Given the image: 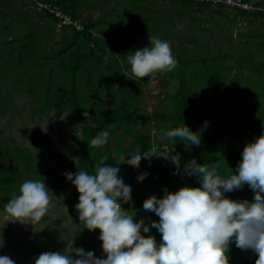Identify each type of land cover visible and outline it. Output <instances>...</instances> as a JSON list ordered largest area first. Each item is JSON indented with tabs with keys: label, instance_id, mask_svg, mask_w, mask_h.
<instances>
[{
	"label": "trees",
	"instance_id": "trees-1",
	"mask_svg": "<svg viewBox=\"0 0 264 264\" xmlns=\"http://www.w3.org/2000/svg\"><path fill=\"white\" fill-rule=\"evenodd\" d=\"M49 1L81 27L64 25L56 38L50 35L56 29L53 14L39 8L36 0H0V111L5 113L11 108L13 91L21 89L34 100L32 115H47L50 111L72 115L78 123L73 128L78 127L82 135L78 146L71 150L77 159L64 164L68 171L75 172L78 167L92 171L102 154L109 157L104 163H114L129 149L151 143L161 151H166L164 145L175 144L182 162L193 156L208 163L219 160L222 175L235 170L245 143L264 131V28H249L244 36L234 38L226 25L210 40L199 39L203 27L196 16L209 10L214 20L217 12L230 23L240 19L262 22L264 27V0H248L254 5L250 10L197 0ZM96 10L100 11L97 16ZM185 15L194 22L189 23L194 30L182 34L170 30ZM150 31L174 38L177 64L132 78L126 57L148 42ZM152 75L161 81V87L169 83L173 90L156 92L153 96L157 104L149 109L151 102L142 103L141 96ZM85 107L95 116L93 122L83 116ZM205 119L209 124L199 145L188 146L178 137L160 136L163 129L183 123L198 129ZM150 120L156 126V135L147 126ZM46 129L51 132L49 119ZM101 129L109 131L108 142L89 145L88 140ZM46 149L43 143H36L34 148L19 144L0 127L1 205L4 207L19 192L24 180L47 175L63 192L68 212L65 216L76 225L77 236L89 249L102 248L100 229L89 230L79 220L74 208L79 196L76 186L65 172L58 173L54 163L44 165ZM133 165L135 199L130 197L124 204L136 208L137 215L149 224L159 217L143 209L147 196L163 195L165 186L176 190L183 184H199L195 175L175 173V165L163 156L152 159L145 152L139 162L126 157L120 167L126 175ZM144 165H150V169L140 175ZM226 195L251 199L254 192L245 184ZM145 234H154L157 242L162 235L151 224L150 232ZM228 251L230 264L255 262L256 254L237 247L234 241ZM41 252L37 250L36 254Z\"/></svg>",
	"mask_w": 264,
	"mask_h": 264
},
{
	"label": "clouds",
	"instance_id": "clouds-1",
	"mask_svg": "<svg viewBox=\"0 0 264 264\" xmlns=\"http://www.w3.org/2000/svg\"><path fill=\"white\" fill-rule=\"evenodd\" d=\"M107 62L109 56L104 57ZM132 78L143 77L156 68L167 70L177 64L171 39L159 32H151L149 40L135 47L127 57ZM128 74L127 72H125ZM83 116L93 122L94 117L85 107ZM209 121L193 129L187 123L163 129L161 138L178 137L185 145H199L202 132ZM109 131L101 129L89 140V145L100 146L108 142ZM174 145L166 151L158 150L155 143L129 149L114 163L107 154L99 157L92 171L78 167L66 171L65 176L79 192L74 208L79 220L89 230L100 229L102 254L85 250L83 246L71 251L46 250L33 257L34 264H230L229 246L235 245L256 254L254 264H264V131L247 141L235 170L222 175L219 160L202 162L196 157L183 161ZM152 159L163 156L175 165L174 172L184 176H197L199 184H183L176 190L163 189V195L152 193L143 200L145 210L154 211L159 219H152L151 227L161 233L157 242L150 232L146 218L137 215V209L126 206L124 198L135 199L132 177L121 170L126 157L140 161L143 153ZM150 165L139 169L144 175ZM248 185L254 192L249 198H232L226 193ZM52 197L46 180L26 179L19 192L4 205L6 221H20L35 226L48 213ZM2 246V245H0ZM0 264H16L7 253H0Z\"/></svg>",
	"mask_w": 264,
	"mask_h": 264
},
{
	"label": "rangeland",
	"instance_id": "rangeland-1",
	"mask_svg": "<svg viewBox=\"0 0 264 264\" xmlns=\"http://www.w3.org/2000/svg\"><path fill=\"white\" fill-rule=\"evenodd\" d=\"M99 12L98 10L94 11V15L97 16ZM229 14L232 17L234 16L233 12ZM214 16L215 20L211 18L209 10L197 14L196 19L201 22V27H203L199 31V39L210 40L212 34L213 36L218 34L221 28H226V25L229 26V30L233 31L234 38L244 36L249 28H264L262 22L254 24L247 20L240 21L239 19L230 23L217 12ZM190 22L194 23L185 15L181 20H177L170 30H176L178 34L194 30L193 27L189 26ZM59 29L56 27L55 32L50 35L58 38L60 36ZM211 29H213L212 32ZM170 39L174 41V38L170 37ZM173 81L177 80L173 79ZM160 83L161 81L156 79L155 75H152L150 83L145 85L143 89V95L141 96L142 103L151 102L148 103L149 109L155 108L157 104L156 97L153 96L156 92L160 90L164 93L165 91L173 90L172 84L168 83L161 87ZM33 102L34 100L31 95L21 89H15L13 91V100L10 103L11 108L5 113L0 111V127L10 132L19 144H26L32 148L35 147L36 143L46 144L47 162L44 165L46 163H54L55 168L61 175L68 171V168L64 166L65 162L72 158L77 159L76 156L72 155L71 150L78 146V140L82 135L78 127L77 129L73 128L78 123L68 112H64L62 115H58L55 111H50L47 115L36 112L35 115H32ZM48 119L51 123L50 133H47L46 129ZM142 126H140L141 129H143ZM147 126L156 135V126L152 124L151 120ZM48 140H51L50 143L47 142ZM135 167V165L131 166L126 171V175L132 177ZM42 178L46 180V184L49 187L52 206L49 208L48 213L37 223L39 229H36L30 223H21L18 220L6 221L3 218L5 210L1 205L3 196L0 195V245H2L0 246V253L9 254L16 261V264H34L33 257L37 255V250L43 252L46 250L68 249L71 251L75 247L83 246L85 250L94 249L97 255L104 253L106 250L103 248L98 246L89 249L81 241L75 232L76 225L70 217L65 216H68V212L63 192L57 188L56 184L47 175H44ZM129 199L130 197L124 198L122 195L123 203ZM69 254L73 256L78 255L74 251H71Z\"/></svg>",
	"mask_w": 264,
	"mask_h": 264
},
{
	"label": "built area",
	"instance_id": "built-area-1",
	"mask_svg": "<svg viewBox=\"0 0 264 264\" xmlns=\"http://www.w3.org/2000/svg\"><path fill=\"white\" fill-rule=\"evenodd\" d=\"M197 1H209L212 3H221L229 7H239L242 9L250 10L254 7L253 3L248 0H197ZM36 5L39 8L48 9L54 16L56 27L61 28L64 25L75 24L79 28L81 25L77 20H74L70 14L65 12L62 8L55 5L49 0H36Z\"/></svg>",
	"mask_w": 264,
	"mask_h": 264
}]
</instances>
